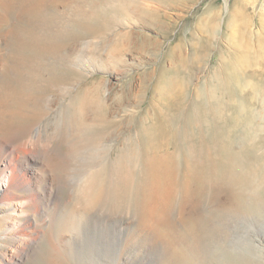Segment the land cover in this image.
<instances>
[{
    "label": "rangeland",
    "instance_id": "1",
    "mask_svg": "<svg viewBox=\"0 0 264 264\" xmlns=\"http://www.w3.org/2000/svg\"><path fill=\"white\" fill-rule=\"evenodd\" d=\"M103 1L0 0V109L23 107L37 110L51 105L55 113L61 112L64 120L56 126L55 134L53 132L50 137L53 145L51 155H60L70 161L75 151L82 167L95 159L100 175L99 186L109 197H103L94 209L104 212V207L112 206L109 213L112 211L118 216L131 217L138 224L137 229L136 226L128 231L129 236L157 240L150 242L152 246L150 243L141 244L146 246L140 247L133 243L125 244L129 258L121 260L122 264H140L138 260L142 259L143 250L158 254L160 250L162 256L158 260L159 264H264V207L261 212L262 206H259L263 202L257 201L258 209L253 213L245 210L243 204L246 201H233L234 198L228 196L227 190L212 174L205 173L200 179L194 180L187 186L191 193L185 191L180 198L175 193L177 188L163 196L160 200L165 210L163 215L155 221L148 220V214L141 210L155 202L153 189L156 184L144 163L142 152L138 150L141 149V143L134 130L140 113L148 109V88L156 80L159 66H168L165 55L170 47L181 43L186 51H190L191 32L196 30L193 24L199 20L207 23L214 12H217L220 25L212 44L222 47L227 44L223 25L230 15L235 24L246 18L254 32L259 33V23L264 20V0H183L167 5L153 0H136L131 10L120 9L110 0ZM141 9L147 10L149 14L141 15ZM90 22L96 25L88 28ZM47 59L66 62L67 67L44 71L46 77L61 75L64 83L46 79L41 82L26 80L22 85L15 79L17 71L27 73L21 65L22 60L35 62ZM207 65L208 54H205L198 67L201 71L197 77H192L193 83L202 81ZM87 96L111 114L110 122L104 123L101 117L95 119L93 124L83 120V125H78L80 129L78 127L77 132L74 131L76 138L71 135V141L76 142L78 151L71 150L72 142L69 138L65 142L63 139L67 120ZM109 137L111 140H106ZM105 144H109L108 149ZM134 144L140 146L134 147ZM13 170L18 175H29L20 165ZM55 170L57 173L53 172V178L50 177L46 186L49 190L37 185L39 197L43 194L46 198L50 197L48 194L51 192V200L56 204V211L50 207L48 211L46 207L43 208L48 214L50 225L46 224L44 233L33 242L31 253L23 254L21 258L20 252L9 241L0 239V260L3 261L0 264H90L88 260H82V263L74 261L79 260L77 256L80 258L81 253L68 243L82 235L84 225L62 234L66 241L65 251L61 252L51 245V241L59 236H53L58 213L63 212L64 215L68 205L85 213L84 205L79 206L81 202L75 200V204L73 201L76 183L72 184L71 176L65 173L67 168ZM179 202L190 206L189 214H176ZM58 203L62 206L59 207ZM43 209L39 207L40 212ZM37 213V210H31L29 215L31 221L39 223ZM220 217L222 229L216 223ZM12 251L18 256L14 257ZM221 255L222 261L218 263L217 257ZM144 262L145 257L141 264Z\"/></svg>",
    "mask_w": 264,
    "mask_h": 264
},
{
    "label": "bare ground",
    "instance_id": "2",
    "mask_svg": "<svg viewBox=\"0 0 264 264\" xmlns=\"http://www.w3.org/2000/svg\"><path fill=\"white\" fill-rule=\"evenodd\" d=\"M110 1L114 6L128 10L133 9L136 2ZM153 1L167 5L183 0ZM142 9L141 15L149 14L147 10ZM216 13H211V19L207 23L198 19L199 21L193 24L196 30L191 32L190 51H186L181 43L170 47L165 55L168 66H159L158 76L148 88V109L142 110L134 124L138 141L141 143V146L138 144L141 149H137L142 152L144 163L147 165L144 166L148 167L149 174L153 176L156 184L154 189L151 187L155 202L141 210L148 214L149 221H155L163 215L165 210L163 211L160 201L163 196L176 188L175 193L179 198L185 191L191 193L187 186L203 177L205 173L216 176L219 184L227 190L228 196L234 198L233 201H246V204H243L245 210L252 213L256 211L257 201L263 202L259 205L262 206L261 212L264 207V20L259 23L261 32L256 33L246 18L235 24L230 15L223 25L227 44L222 47L212 44L220 25ZM94 25L90 22L87 27ZM205 54H208V65L204 78L200 83H193L192 77H197V73L201 71L198 67ZM22 61L21 65L27 73L17 71L14 75L22 85L26 80L41 82L49 79L54 83L65 82L64 77L59 74L44 76V71L49 68L67 67L66 62L61 59ZM96 102L91 97H84L79 108L73 110L68 117L63 139L65 142L69 138L70 143L72 142L71 150L78 149L71 137L74 136V131L77 132L78 125H83V120L91 124L101 117L104 123L110 122L111 114L102 107L101 109ZM52 108L48 105L37 110L23 107L0 109V239L4 240L3 242L9 241L14 249L20 252L19 257L31 253L33 242L44 233V228L50 225L48 214L43 208L46 207L48 211L50 207L54 211L56 207L51 200V192L47 193L50 197L46 198L44 194L39 197L37 185L46 190L50 177L56 172L55 169L67 168L65 173L71 176L72 184L76 183L73 201L81 202L79 206L84 205L85 213H80L73 205L66 207L68 211L64 210V215L63 212L58 213L59 219L55 220L57 224L54 223L57 228L53 224L56 231L53 236H59L51 239V245L54 249L65 251L66 241L62 234L70 233L79 225H84L82 235L77 236L73 242H68L81 253L80 258L77 256L80 262L74 261L122 264L121 260L129 258V250L124 248L125 244L133 243L140 247L157 240L149 241L151 238H140L138 235L130 237L128 231L138 224L136 225L131 217L118 216L112 211L109 213L112 206L104 207V212L94 209L103 197H109L103 187L99 186L100 175L95 159L82 167L75 151L72 152L70 161L62 158V155H51L53 145L50 137L52 138L56 126L64 120L61 112L55 113ZM106 140H111V137ZM127 145L129 147V143ZM105 146L106 149L109 148V144ZM135 146L137 145L134 144ZM129 153L131 154V149ZM19 165L29 172L28 176L14 172L13 168ZM39 207L43 209L41 212ZM31 210H37L39 223L30 220ZM189 211L190 206L177 203L176 214L184 216L185 212L189 214ZM53 217L55 219V216ZM221 220L220 217L216 222L219 228L222 226ZM137 228L138 226L135 229ZM159 252L160 254L143 250L142 259L138 262L141 261V264L145 257L143 264H159L158 260L162 256L160 250ZM11 253L14 257L18 256L13 254V251ZM217 261H222V255L217 257Z\"/></svg>",
    "mask_w": 264,
    "mask_h": 264
}]
</instances>
